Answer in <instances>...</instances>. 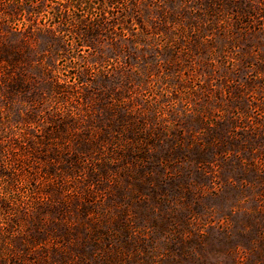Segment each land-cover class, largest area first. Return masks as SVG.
I'll return each mask as SVG.
<instances>
[{
  "label": "rangeland",
  "instance_id": "374dc122",
  "mask_svg": "<svg viewBox=\"0 0 264 264\" xmlns=\"http://www.w3.org/2000/svg\"><path fill=\"white\" fill-rule=\"evenodd\" d=\"M0 264H264V0H0Z\"/></svg>",
  "mask_w": 264,
  "mask_h": 264
}]
</instances>
